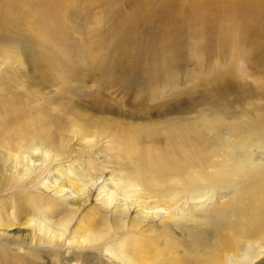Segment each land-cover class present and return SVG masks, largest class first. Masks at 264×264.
I'll return each mask as SVG.
<instances>
[{"label": "rangeland", "instance_id": "1", "mask_svg": "<svg viewBox=\"0 0 264 264\" xmlns=\"http://www.w3.org/2000/svg\"><path fill=\"white\" fill-rule=\"evenodd\" d=\"M14 3L23 14L15 32L0 19V74L8 73L5 84H12L15 93L32 94L37 101L31 106L50 108L56 117L65 111L64 116L78 113L65 118L70 127L60 129L52 149L76 167L83 161L94 170L110 165L119 174L142 167L141 161L115 145L102 148L105 140H118L121 130L160 119L192 129L189 150L175 159L180 168L184 165L183 171H172L167 189H147L151 195H174L192 214V221H182L167 246L179 248L176 257L186 264H237L228 258L230 251L218 248L227 244L228 230H245L247 239H233L232 251L244 259L242 264H264V254L246 256L242 250L245 242L252 241L264 247V215L259 219L238 214L239 208L259 204L258 197L251 196L252 188L264 186V0ZM3 5L0 2V12ZM79 127L89 129L92 142L84 144L78 137L81 151L74 157L71 136ZM101 151L106 152L104 162L95 157ZM184 154L186 158L180 159ZM8 165L10 161L0 158L6 194L0 199L6 208L16 194H26L25 185L46 180L51 167L62 168L54 163L37 172L25 167L27 175L17 179L4 172ZM205 191L209 193L203 196ZM260 191L264 194V187ZM96 206L91 201L81 216L101 221ZM75 221L69 239L79 231ZM124 222L123 228L128 224L136 228L127 234L119 221L99 222L93 227L95 236L81 247L72 242L68 248L76 255L74 262L116 264L105 251L113 230L125 236L122 240L134 238L138 245L157 249L161 229L154 218L142 223L130 212ZM185 229L193 234H185ZM44 236L31 240L20 229L0 231V264H71L63 253L52 250L61 239ZM164 248L159 251L166 252ZM214 258L224 260L218 263ZM165 259L156 263L172 264L168 254Z\"/></svg>", "mask_w": 264, "mask_h": 264}, {"label": "bare ground", "instance_id": "2", "mask_svg": "<svg viewBox=\"0 0 264 264\" xmlns=\"http://www.w3.org/2000/svg\"><path fill=\"white\" fill-rule=\"evenodd\" d=\"M0 2L4 3L3 10L0 12L2 24L7 30L14 33L19 22L18 19L23 14L15 5L16 0H0ZM7 75L8 73L0 74V158L10 161V165L5 167L4 172L10 177L14 175L17 179H21L28 173L25 172V167L28 168V171H30L29 168L35 167L37 172L44 165L54 163V165H62V168L51 167L50 171L48 170L49 173H46V180L41 178L37 183L32 181L25 185L24 187L28 186L24 191L26 194H14V203L9 207L6 208V201L0 199V231L7 233L8 229H20L23 235L31 240L34 238L36 240L40 234H44V237L48 235L57 237L61 240L54 243L52 250L57 254L63 253L64 260H71V264H76L74 262L77 260L76 255L71 253L72 249L69 250V245L72 242L76 247H81L88 238L95 236L94 233L97 230L93 227L99 222L119 221L122 225L120 229H126L125 232L130 234L131 229H135L136 226L128 224L123 228L126 225V220L125 224L122 221L127 218L130 212H135L136 217L142 223L154 218L156 227L161 229L159 237L155 240L159 243L157 249L149 248L145 244L138 245L134 238L122 240L125 236L122 237L120 232L112 229L113 236H110L111 241L106 244L105 248L109 258L116 264H159L156 263V260L163 261L165 255L168 254L173 259L172 264H186L182 259L176 257L179 248L169 247L167 244H170V239L179 231L182 221L186 223L192 221V214L184 210L183 203L179 199H174V195L167 192L166 195H164L165 193L159 195L157 194L159 189L154 191L157 192L155 195H151L147 189L154 186L167 189L166 182L173 175L172 171L176 169L183 171L184 165L181 163L183 166L180 168L181 165H177L175 159L179 154H182V150H189L188 137L193 134V130L188 127L179 128L178 124L174 127L172 123L175 120L172 121V119L139 122L121 130L117 136L118 140L113 142L105 140L102 143V148L112 145L119 147L128 156L136 157L141 161V169L126 168L119 174H115L116 172L112 171L110 165L103 167L101 165V168L94 170L95 168L89 167L85 161L76 167L74 163H66V158L56 153L52 147L55 146L56 134L60 129L70 127V122L65 118L78 113L74 112L64 116L67 115V111H65L62 116L56 117L50 114L52 110L50 108H48L49 111L43 106H31V102L37 101V99L29 93H15L12 84L4 82ZM88 135L89 129L79 127L76 129V133L71 136V140L75 144L72 151L74 157L81 151L79 149L81 143H77L78 137H82L84 144H89L92 139H89ZM74 150L76 151L74 152ZM173 151L175 152L173 153ZM38 153H40V158L37 157ZM185 156L184 154L180 159ZM95 157L99 162H104L107 157L106 152H98ZM39 159H41V163H37ZM43 163L46 164L43 165ZM2 177L0 175L1 197L6 195L3 194ZM262 187L264 186L261 185L259 189L254 187L251 192V196L258 197L259 204L255 207L248 205V207L239 208L240 217L251 214L259 216V219L262 218L264 215V194L260 191ZM161 191L159 190V192ZM208 193L209 191H205L203 196ZM93 200L97 205L98 218L102 219L101 221H95L96 218L88 217V214L81 216V213ZM197 209L198 206H195V210ZM248 210L249 212H247ZM74 221L77 225L75 229L79 231H76V236L69 239L68 236L75 232L70 231ZM237 231L238 233L228 230L227 236L225 235L227 244L218 249L223 253L230 251L228 258L232 257L235 263L242 264L244 259L232 251L231 241L237 240L235 238L246 240L247 233L245 230ZM184 233L193 234L192 229H185ZM240 233H246V235L240 236ZM162 245L165 246L166 252L159 251ZM137 247L140 248L134 250ZM130 250L131 252H126ZM242 250L246 256L252 252L255 253L254 257L264 254V247L260 242H245ZM1 256L3 257H1V261H4L2 259H5V254ZM213 260L219 263L224 259L214 258ZM165 261L171 263L167 259Z\"/></svg>", "mask_w": 264, "mask_h": 264}]
</instances>
